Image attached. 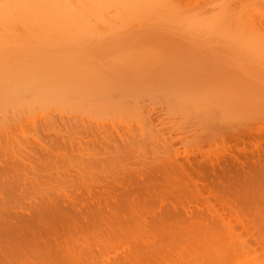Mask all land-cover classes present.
<instances>
[{
	"label": "bare ground",
	"instance_id": "1",
	"mask_svg": "<svg viewBox=\"0 0 264 264\" xmlns=\"http://www.w3.org/2000/svg\"><path fill=\"white\" fill-rule=\"evenodd\" d=\"M171 2L172 0H0V117H1L0 118V147L2 145L3 146L2 149H3L5 146L3 145L4 142H5L4 144H6L7 141L13 140V138L15 137L13 136L15 134L14 133L15 131L13 130V128L16 130H19L17 128L21 129L23 127L22 123H24V122L21 123L23 118L25 119L24 120L25 122L27 121L26 119H28V122L30 120H31L30 122L33 121L32 123L33 124L35 123L34 127H36L37 124H39V122L45 121L46 125L44 126L45 128L46 126H49L47 128L50 131L52 129L53 130L56 129V128H50V126L57 127V124H59L57 123L59 122L58 119L63 120L66 115L72 116L71 114L74 111L80 112V110L81 111L83 110L84 113H87L90 116V113H94V108H95L96 110L95 113H97V116L98 114L100 115L98 111L102 112L101 115L105 112L107 113V111H105V108H109L108 104H106L105 108L101 107V106H105L104 102L99 103L101 106H99V104L94 101H93L94 104L93 102H91L92 106L86 103V100L89 97V95L91 94L92 96L91 91H93L94 93L95 92L97 93L98 91H100L101 93H104L106 92V89L107 90L109 89L108 92H111L113 90L112 92L115 93L117 90L112 89L111 88L112 86H110V83H109V86H110L109 88L108 82L104 80L105 79L104 77L107 76V75L105 76V74H108V71H112L115 67V69L113 70V73L115 71V74L111 72L112 73L111 75H115V76L121 75L122 76L123 73L125 74L127 69L130 70V71L127 70L126 72L127 74L130 73V74L136 75L137 69L140 70L139 68L143 67L142 65L143 62L140 63L141 59L144 60L143 56L145 57L147 55L148 57V55H150L149 53L150 50L151 51L153 50L154 52V49H151L148 43L141 42L142 40L140 41L139 40L140 38H138L139 42L136 43L134 41L135 45L136 44L139 45V43L141 42L142 44V46L140 45L141 47L143 46L145 47L146 45L147 46L146 48L150 49L149 52L145 51L146 48L145 49L142 48L143 50L141 49L139 50L140 52L144 51V53L139 52L141 55L142 53L144 55L141 56V58L138 56H135L138 58V59L135 58V61L140 60L139 63L141 64V65L138 64L139 67L137 69L135 68L136 69L135 71L134 67H136V64L134 63L131 64V61L134 60L133 59L134 55L139 54L137 52V49H139L140 46L136 48L134 47V50L136 51V53H138L136 54L135 51L132 48H130L131 46L130 47L128 46V48H125L124 47L125 45L122 44L121 42V45H119L120 46L119 47L117 43L116 44L117 47L120 48L119 53H118V49L115 48V51L117 50V53L114 52L115 54L114 56L116 55L118 56L113 57L112 61H114L115 59L117 60V58H120V60H117V62L119 64L120 62H122V64H120L121 68L119 66H116L117 64V62L115 63L116 60L114 62L111 61L112 64L110 62L107 63L106 61L109 58L107 57V59L105 58L103 59V61L106 60L105 63H103V65L109 64L110 67L108 68L109 65L106 67V65L102 66L101 64H98L100 65L98 68L99 71L98 69L94 71L95 65L93 66L94 62L92 60L93 59L92 57V59H89L90 61L88 59L86 60V63L89 62L88 64L94 67V69L91 68L93 70L92 71L91 69H88V68L85 69L81 67V65H79L80 62L83 63L84 61V60L82 61L81 56L83 54L86 55L87 52L85 53V51L89 49L88 47L83 45L84 41L83 42H79V41H82L83 38L86 41L88 37L89 39L90 38L93 39L94 38L93 36H96L95 34L100 35L103 32L105 33L104 36H106L107 34L106 32H108L109 36L111 35V37H112V34L114 35L116 33L117 35L115 34L116 35L115 37H117L116 39L118 40L119 35H121V32L118 35L119 29L121 28L123 29V27L120 26V24L118 25V23L122 21V19L126 20L127 22L129 19H134V18L135 19L138 18L139 20V19L146 17L145 19H147V17L149 18L150 15H151L150 19L151 17L154 18L153 13L157 15L156 13L157 6H158V9L161 10L160 16H163V13H162L163 10L161 9V7H163V9L170 8L169 10L171 11L172 10L171 8L174 5ZM154 9L156 10L155 12L153 11ZM174 10L175 9H173V11ZM165 11L166 10H164V14H166L167 17L168 15L171 16L170 13H168L170 11H168L167 13H165ZM176 11L178 10H175V12L173 13L171 12V14H174L171 16L173 18L165 17L164 19V17H162L161 18L162 21L165 23L167 21L168 22L171 21V24L167 22L168 25L170 26L172 25V23L174 22L180 23V21L185 24L187 21V24H188V20L186 19L185 21V18L183 19L182 17H180L179 14L176 13ZM157 12H160V11H157ZM148 13H149V16L144 15V14L148 15ZM151 13L153 14V16ZM181 13L182 12H180V14ZM182 14H185V13L183 12ZM199 14L201 16H205V15H202V13H199ZM191 15H192V12H191ZM200 15H198L197 18H201L199 17ZM231 15L230 17L233 18L234 15L233 16ZM206 16H208V18L206 17L207 19H209L210 17L209 20H211V15L207 14ZM228 16L229 15H227V17ZM126 18H129V19L127 20ZM174 18L176 19V21H174L175 20ZM206 18H204V20ZM213 18H214V15H213ZM232 18H230L231 20H228L230 25L233 24L234 22L233 27L231 26L232 31L236 30L235 32L236 34H238V32L239 34H243L244 30L243 28L241 29V27H245V26H242L243 24H237L238 22L236 21L237 22L236 23L235 20L232 21ZM155 19L158 24L159 19L156 16H155ZM179 19L181 20L177 21ZM225 19L223 18V20ZM194 20L197 21L196 18ZM123 21L122 23L124 24L125 21L124 22ZM156 21L151 20V23L153 22L156 23ZM225 21L224 23L228 25L227 24L228 21L227 20ZM220 22H222V20ZM240 22L241 21H239V23ZM141 23L143 24L144 22H141ZM160 23L161 22H159V24ZM179 23L177 24L178 27H179ZM224 23H223V26H224ZM241 23L246 24L244 20ZM195 24L197 25V22H195ZM199 24L205 27L203 29H208L211 23L208 24V21H207V25H208L207 26L206 23H204L205 25H203V23L201 24V20H199L198 25ZM252 24L254 23H251V25ZM139 25L141 26L140 23ZM139 25L137 26L139 27ZM188 25L190 26V24ZM198 25L196 26V29ZM213 25H211L212 27H210L211 31L218 24H216L215 26ZM221 25L219 24L218 26H221ZM230 25H228L229 27L226 26L225 28L224 27L223 28L227 29V32L231 33V35L229 33L230 37L232 36L237 39L238 36L236 34L233 35L232 31H230L231 30ZM236 25L237 26L241 25L239 27L241 31L236 29L237 27ZM202 26L198 27L199 31H200L199 28ZM250 27L251 26H249V28H246L247 30H249V32L252 31ZM252 28H253V31L251 34L257 35L253 37H256V39H259V41L257 42H259L258 45L260 44V47H261L260 49H262V46H263L262 43H264V39L262 41V38H263L262 34H264L263 33L264 31L263 29L261 30L262 32L260 31V29L257 30L253 25H252ZM122 29L121 31H123ZM174 29L178 30V28H174ZM182 29H184V27ZM215 29L217 30V28H214L213 31H215ZM246 29L245 31H247ZM254 29H256V31H254ZM107 30H109L110 32ZM198 30H196V33ZM219 30L220 29H218V31H215L214 33L212 32V35L219 34ZM221 30H220V33L222 32ZM192 31L193 30L191 29V32L189 33V34L192 33L191 37L193 38V36H196L198 38L199 36L193 35L194 33ZM159 33L158 34L156 33V34L160 36L162 35L163 32L160 31ZM184 33H187V32H184ZM122 34H124V32H122ZM166 34L168 35V33H165V35ZM221 34L223 35V33ZM221 34L217 35V37L219 36V39L220 37L222 38L224 37L223 39H221V40H224L226 37L224 35L222 36ZM75 35L76 37H78V40L80 37V40L79 41L77 40V42L75 40H72V38ZM99 35H97L95 39L96 38L102 39L104 37V36L102 37ZM155 35L153 38H155L156 40L158 36L156 35L157 36L156 37ZM243 36L244 37L242 41H244V38H246V36H247L246 40H248L251 37L250 34L246 36L243 34ZM139 37L142 38V36H139ZM160 37H161L160 39H162L163 37V41L165 43L167 42V39L170 41L169 35L167 36L168 38H166L164 34L163 36H160ZM164 37L166 38V40L164 39ZM171 37H175V34L174 36H171ZM180 37L178 38L181 39ZM130 38L131 37H129L128 40H130ZM213 38L214 36L210 37L212 41L214 40ZM260 39H261V42H260ZM96 40H94L93 42H95ZM175 40L177 39L173 38L172 40L173 43ZM231 40H230V43L232 42L234 43V40H232V42ZM123 41L126 42V40H123ZM143 41H145V39ZM227 41L229 42V40ZM74 42H76V45ZM156 42L157 40L154 43ZM177 42L179 43L180 40L175 42L176 45L180 47L181 43L177 44ZM185 42L186 41H184L182 44L184 45ZM196 42L197 41H195V43ZM250 42H251V39H250ZM80 43L81 45L84 46V49L87 48V50L83 51L84 50L83 48L79 49V47H83L80 45ZM86 43L87 42H85V44ZM175 43L174 44L171 43L172 45L170 44L172 48L176 46ZM187 43L189 44V42ZM187 43L185 44L187 45ZM214 43L215 42H213V46H215ZM72 44H74V46H72ZM150 44L152 46L155 45L156 47H158L157 49H160V50H156V52H159V54L157 53L158 56L160 54L166 55V53L164 52L161 53L163 51V49L161 50L162 48L161 45L159 46L156 45L158 44V42L156 44H152L151 42ZM159 44H162V43L159 42ZM166 44L168 45L166 50L170 49L168 48L169 44L168 43ZM248 44L250 46V43ZM242 45L243 44H240L238 46H242ZM76 46L78 47V49ZM106 46L108 45L106 44ZM189 46L191 49V45ZM189 46H187V48H189ZM235 46H232V48L236 50ZM121 47L123 49H121ZM163 47H166V46H163ZM245 47L247 48V46ZM106 48L107 47H105V49ZM112 48L114 47L110 46V48L108 49L113 51ZM131 49L134 52H132ZM178 49H175V50L171 49V51L173 52H170V55L171 53L173 54L174 51ZM180 49L175 53L177 54L179 53V51L181 53L183 49L182 47H180ZM190 49H186V50H190ZM120 50L122 53H123L122 50H124V52L126 51V53H129L131 57H132L131 54L134 53L132 59L129 56V54H125V53L121 54ZM193 51L191 53H193ZM201 51L203 52V50ZM245 51L247 53V49ZM248 51H249V48H248ZM263 51L261 50L260 53L263 54L264 53ZM65 52L66 53L69 52V53L66 54ZM146 52L148 54H146ZM239 52H240V49H239ZM175 53L173 57H175L177 60L179 58V55H177L178 57L177 58ZM203 53H205V51ZM195 54L200 55V53H197V52L192 55H195ZM107 55H111V54H107ZM120 55L123 58L119 57ZM157 55L154 53V56L157 57ZM181 55L180 57L182 58ZM196 55L195 57L197 60V56L200 57L203 54H201L200 56L199 55L196 56ZM188 56H190V54H188ZM259 56L261 57V55ZM259 56H254V57H259ZM83 57L85 56L83 55ZM159 57L161 59L164 58V56H159ZM186 57H187V54H186ZM192 57L194 56H191V58ZM191 58L189 57V60H193V58L192 59ZM165 59L167 58L165 57ZM179 59L178 61H180ZM185 59L186 58L184 59L182 58V62H179L181 63L180 66H182L183 62H184L183 65L187 64L185 62L188 59L186 60ZM91 60L93 63L91 62ZM151 60H148V61H151ZM163 60H161V62H163ZM256 60L257 59H255V63L253 62V65L256 64L257 62ZM96 61L97 59L95 60V63ZM167 61H169V58L167 59ZM171 61L174 62L175 61L174 58ZM125 62L126 63L130 62L129 64L135 65L133 66V70H132V66L130 67V65L125 64ZM175 62L176 63L174 64L178 66L177 61ZM163 63L167 64L166 60ZM260 63L262 62H259V64ZM263 63H264V60H263ZM144 64H146L143 67L145 68V70L147 69L149 70L151 68V66L147 67V63H144ZM148 64H150V62ZM171 64H172V67H174L173 63ZM111 65H113V68ZM153 65L156 66V64H153ZM164 65H162L163 68H164ZM256 65H258V63ZM158 66H161V65L158 64ZM176 66L174 67V70L175 68L176 70H178ZM161 67L159 68L156 66L153 68L154 70H156L155 68L157 69L159 68V70L161 71L163 69ZM172 67H169V68L171 69ZM117 69L119 71L121 70V72H119L120 74L116 72L118 71ZM255 69H256V72L258 73L257 68ZM143 70H140V71H143ZM164 70H167V69H163L162 72H164ZM133 71H135L136 73H134ZM149 71H151V69ZM158 71L156 70V74L158 73ZM162 72H159L158 74H161ZM102 74H104V76ZM127 74H125L126 78L129 76L130 77L133 76V75L128 76ZM158 74L156 76H158ZM166 74H163V76L164 75L166 76ZM259 74H263V73H261L260 71ZM100 75L101 77L103 76L102 79L99 78ZM153 75L155 76V74H153L152 72L151 76ZM139 76L140 75L138 73L137 76H134V77L136 78ZM144 76L146 78V75ZM119 77H118V80L120 81V79L124 78L125 76L122 78H119ZM158 77H161V76L159 75ZM255 77H258V76L256 75ZM255 77L254 76L252 78L249 77V79L247 77V80H248L247 87L243 88L246 84L243 86L244 83H241L243 87L242 89H240L241 86L239 87L237 85L238 88L240 89L237 92H235L236 90L234 91L233 89H230V87H228V91L230 89L232 94L229 92V96H228V94H225L223 92V94L221 93L220 96L219 95L217 96V99L215 101L217 105L216 109L220 115L222 114L223 116L224 115L226 116L230 114V116H232L233 114H235L236 111L237 112L239 111L244 112V110L248 111V109H251L258 105L260 106L261 105L260 102L262 101L264 102V99L261 101L262 97L264 98V93H263V88H262L263 86L262 85L260 86V84L257 83L256 81L257 78L255 79ZM131 78L133 79V77ZM131 78L129 79V81L128 80L126 81H128V83H130L133 86L134 83L133 84L131 83ZM99 79L104 80L103 86H105L104 85V82H105V84L107 83V87L105 86L104 88L103 86H100V81H97ZM185 79L187 80V78H184V80ZM138 80L136 81L135 79L132 80L136 82V86H137ZM191 80L193 79H190L189 81L188 80L187 81L191 82ZM220 80L224 81L223 79H219V81ZM142 81H143V78H142ZM142 81L139 80L138 82H139V85L142 83L141 87L142 86L144 87L145 84L143 85L144 81L143 82ZM93 82H96V83H93ZM192 82H195V80ZM97 83L100 86V90H98V87L96 88L94 87V84H96L97 86ZM124 83H126L125 80H124ZM124 83L122 81V84L121 83L120 84L123 85ZM191 83H189V85ZM152 85L153 84H150V86L148 85L146 86H148V89H149V87L152 88ZM186 85L188 87L187 83ZM204 85L206 84L204 83L203 86ZM223 85H226V84H223ZM136 86L135 88L133 87L134 89L133 91H135L136 88H139ZM174 86L177 87V83ZM194 86L192 88L190 86L189 88H191L192 90L194 89ZM127 87L129 88V84ZM127 87L125 88L128 89ZM169 87L171 88V86ZM169 87L167 86L164 88L167 89ZM180 87H177L176 90L182 89V91H185V94H187V92H189L188 90H190L189 88L185 87V85L184 87L187 88L185 90H183V88H180ZM205 87L206 86H204V88ZM210 87L211 86L209 84V88ZM207 88L208 87H206V90ZM131 89L132 88L130 87L129 90ZM199 89L201 90V93H205V91H203L201 87ZM102 90H104V92H102ZM139 90L140 89H138V91ZM212 90L214 89L210 88V91L208 92H212ZM108 92L104 94L108 95L109 94ZM112 92H111V95H112ZM213 93H215V91ZM95 94H94V97H95ZM190 94L192 96L193 92L189 93L188 98H190ZM211 97H212L211 98L212 101L213 99L215 100V98H213L215 97V94ZM90 99H92V97H90ZM111 101L114 102L113 100ZM127 102L129 101L127 100ZM263 102L262 104H264ZM85 103L87 104L88 107L87 106L85 107L86 105ZM93 105L94 106L98 105V106L94 107ZM114 105H115V102H114ZM91 107H94V108H91ZM58 109H59V112H55ZM86 109L90 113L87 112ZM60 110L63 111L62 114L64 113V111L65 112L67 110L69 111H67L68 114L67 113L66 115L65 113L63 114L65 115L63 118H62V115L60 116L59 114H57L58 118L56 117L57 119H54L53 117L56 116V113L61 114ZM71 111L72 113L69 114V112ZM135 111L138 113L137 110ZM95 113H94V116H95ZM231 113L233 114L231 115ZM71 118L68 117L66 118L65 121L67 122V119H71ZM65 121L63 120L64 123ZM53 124H55V126ZM59 126L60 125H58V127ZM58 127L56 129L57 130L56 136L60 135V137H63V138H60V141L61 139H63L64 141L65 140L67 141L66 138L64 139L65 137L64 134L66 135L67 132L65 133L63 132V134L61 133V131H63L66 128H64L63 125L60 126L61 129H59L60 127L59 128ZM68 127H67V130H68ZM36 128H39V127H36ZM22 129L24 130L25 127H23ZM30 130H27V131H30ZM53 130H52V133H53ZM70 130H68V134L66 135V136H69V138L71 134L73 135V136L71 135V137H74V136L76 137V134H79L80 132L79 130V132L77 131L78 133L76 131L71 133L72 130L71 131ZM38 131L39 129L36 132L38 133ZM43 131L44 130H42V134L38 133L37 135V133H35L34 134L35 136L34 135L31 136L33 137V139L35 137L37 138V139L36 138L34 139L36 140L35 141L36 143H37V140L39 143L40 142L44 143L43 141L47 140L43 137L44 140L39 141L40 138L41 140L43 139L42 136H44L45 134L43 133ZM46 131L48 132V130ZM69 131L71 134L69 133ZM19 133H22V132H19ZM30 133L26 132V134H30ZM52 133L48 132L47 138ZM55 133L56 132H54V134ZM141 133L148 135L146 134L147 132L145 133L141 131ZM22 134H25V133H22ZM142 135L143 134H141V137H143ZM101 136H103V139H104V135H101ZM58 138L59 137H56V139ZM74 138H70V139L72 140ZM33 139L32 141H34ZM70 139L67 142H70L71 141ZM27 140H25V143H27L26 142ZM55 141L56 140H54V142ZM64 141H61L62 145L64 144L63 143ZM115 141L116 140H114V142ZM54 142L53 144H55V147L53 145L52 146L56 148V145L58 144H56L57 142L56 143ZM67 142L65 145L68 144ZM10 143L11 142H8L7 145L8 146L11 145L13 141L11 144ZM25 143H22V144H25ZM48 144L46 145L47 148L45 150H43L44 147L42 148L40 147L41 148L40 149L38 145L37 146L40 150L35 147H34L35 148L34 150L33 146L32 147L30 146L31 148H33L34 153H32V155L30 154L29 157H27L29 154L28 155L26 154L28 152H25L24 157H22L24 154L23 155L20 154L21 159L16 154L18 153V151L16 153L15 152L12 153V150H10V148L13 147L14 145L9 146V149H8V146H6L7 149L4 148L5 151L8 150V152L6 151V153L4 151V154L2 153L4 157H1V154H0V264H264V172H263L262 177L255 176V177L247 178L246 177L247 175H246L245 178H242V179L233 178L231 181L228 180V183L226 185V188L228 189L225 192H221V193L219 191L218 193H215V191H213V188L214 189L216 188V186L214 185V187L211 186L212 192L204 193L203 191H200L201 189L199 190V187H198L200 194H196L195 192L193 194V191L191 192L192 193L191 194V193L186 192L188 188L185 186L187 185L183 184V185L177 186V189L179 191L178 193H174V194L173 193L172 194L161 193L160 194L159 192L157 193L154 190V186H153L154 183L148 184L146 186L143 181L142 183L144 184L143 186L139 183V180L137 179L136 180H130V179L129 180L128 179L119 180L116 177L115 178L112 177L113 178L112 179L107 176H103V173H101L102 175H99L96 171L100 170V168L99 169L96 168L97 170L95 172L98 174L97 175L94 173V171L93 172L88 171L89 169L87 168V166H84V164L82 165L79 164L78 161H77L78 164L76 163V161H75L76 164H73L74 160H71L73 163L69 162L70 164L68 162H64L63 160L61 161L57 159H56L57 161L45 162L44 161L45 159L46 160L50 159L48 158L49 154L52 155V153H55L53 150L51 153L50 151L51 149L49 150L50 152L48 153L47 150L51 146V145L48 146ZM61 144L59 143L60 146L58 149L61 148L62 146ZM15 147L17 146H14V149ZM21 147L23 146L21 145ZM122 147L123 146H121V148ZM67 148H69V146ZM19 149H20L19 153H21L20 151L22 150H23L22 152L24 153L25 148L21 150L19 146ZM105 149L107 150V148ZM66 150L67 149H65V151ZM66 152L64 153L65 156L68 155V153L66 154ZM89 153L91 152L89 151ZM55 154L57 155V153ZM71 154H72V151H71ZM15 156H17L19 160ZM45 156H47L48 159L47 158L44 159L43 157ZM116 156L118 157L119 155L116 154ZM53 159L55 160L54 156H53ZM64 160L66 161V159ZM119 166L120 165H117V167ZM261 169L262 171H264L263 167ZM118 170L120 169L118 168ZM111 171L115 172L112 169ZM112 174L114 175V173ZM112 174H110L109 176H111ZM145 182H148V181L146 180ZM196 186L197 184L195 185V187Z\"/></svg>",
	"mask_w": 264,
	"mask_h": 264
},
{
	"label": "rangeland",
	"instance_id": "2",
	"mask_svg": "<svg viewBox=\"0 0 264 264\" xmlns=\"http://www.w3.org/2000/svg\"><path fill=\"white\" fill-rule=\"evenodd\" d=\"M171 3L174 4L173 5L174 8L171 5V7H172L171 11L169 10L170 8L169 9H166V8L163 9V7L160 6L161 9L163 10L162 11L163 16H160L161 10L158 9V6H157L156 7L157 11H160V12H157L154 9L153 11L154 12L156 11V13H157V15H155V13H153L154 18L151 17V19H150V16H151V15L149 16V13L151 12L150 11L148 13V15L144 14L145 16H149V18L147 17V19H145L146 17L142 18L141 16L140 17L143 20L142 19L138 20V18L137 19L126 18L127 20L129 19L126 22V20L122 19V21L123 20L125 21V22L123 21L124 24L122 23V21H120L118 23V25L120 24V26L123 27V29L121 28L123 31H121V29H119V33H118V35H119L121 32V35H119L118 38L121 39L122 41L119 39L118 40L116 39L117 38V37H115L117 35L116 33H115L116 35L112 34V37H111V35L109 36L108 32H106V31H105L107 33L106 36H104L105 33L103 32L100 35L95 34L96 36H93L94 38L91 36L93 39H91V38L89 39V37H88V39H86V41L84 38L82 41H79L80 37L78 40V37H76V35L72 38V40H75L76 42H77V40L79 42L84 41L83 42L84 44L83 43L82 44L89 48L88 49L89 51L87 50L86 47H85L86 49H84V46L81 45V43H80V45L83 47H79V49L83 48L84 49L83 51L87 50V51H85V53L86 52L87 53H86V55L83 54L85 57H83V55L81 56L82 61L83 60L84 61H83V63L80 62L79 65H81V67H83L85 69H87V68L88 69H91V68L94 69L93 66L95 65L94 71H96L99 68L100 65H98V64H101L102 66L106 65V64L103 65V63H105V61H106V60L103 61L104 58L107 59V57H109L106 62L107 63L110 62L111 64H112V62H114L116 60L114 58L115 60L113 59L114 61H112V58L118 56V55L114 56L115 55L114 52L117 53V50L115 51V48H116V49H118V53H119V49H120L119 45H121V42H122V44L125 45L124 46L125 48H128V46L129 47L131 46L130 48H132L133 50H134V47L136 48V47H139L140 45L142 46L141 42H146L150 45L149 46L147 44L149 47H151V49H154V52H153V50L151 51L149 48H146L147 46L145 44H143V45H145V47L140 46L141 48L139 47V49H137V52L139 53L140 49L143 50L142 48H144V49L146 48L147 50L145 49V51L149 52V50H150V52H149L150 55H148V57H147L146 54H148V53L146 52V54H145L146 56L144 57L143 56L144 51H141L143 53L141 55L140 54L141 52H140L139 53L140 56H139V54L136 53V51L134 50L135 53L138 55H134V58H133L134 62L130 60L131 64H133V63L136 64V67H134V69L135 68L137 69L139 67L138 64L143 62L142 65L144 67V65H146L144 63H147V67L151 66L150 69L153 72V74H155V76L159 72H162L163 69H167V70H164V72H162L161 74H158V76L160 75L161 77H158V76L155 77L154 75L151 76L152 72L149 71L150 69L148 70L146 67V69L148 70L147 71V70H145V68L142 67L144 70L142 68H139V69L143 70V71H140L137 69V74L139 73L140 76L135 78L134 76H137V74L136 75H133L130 73L127 74L126 73L128 70L127 69L125 74H127L128 76L133 75V76H131V77H133V79L129 76L131 78V83L132 84L134 83V85L132 86L130 83H128L130 78L127 77L128 78L127 79L126 75L124 73L122 74V76L116 75L117 77L115 75H111L113 73V70L115 69V67H114V69L112 71H108V74L104 73L105 76L107 75L106 77H104L105 78L104 80H106L108 82L109 88H110V86H112L111 88L114 90L116 89L117 91L114 93V92H112L113 91L112 90L111 91L112 95H111V92H108L109 89L108 90L106 89V92H104V90H102V92H104V93L108 92L109 93L108 95L101 93L100 91H98L97 93L95 92L96 94L93 91H91L92 96L90 94L86 100V103L90 106H92L91 102H93V101L97 102L98 104L100 102L101 103L104 102L105 106H101L99 104V106L104 107V108L106 107V104H108L109 108H105V111H107L108 114L105 112L101 115L102 112L98 111V113H100V115L98 114V116H97V113H95L96 110L94 107H97L98 105L97 106L93 105L94 107H91V108H94L95 116H94V113H90L86 109L87 112L90 113V116H89V114L84 113L83 110H82L83 113L81 110H80V112L74 111L73 112L74 114L72 113V111L69 112V114L72 113L71 114L72 116L66 115L67 111H69V110H67L66 112L64 111V113L66 115L65 116V115H63L64 113L62 114L63 111L60 110L61 114L56 113V116L53 117L54 119H57L58 118L57 114H59L60 116L62 115V118L65 116L63 119L64 121L66 120V118L72 117L71 118L72 120L67 119V122L65 121V123L63 122L62 119H58L59 122H57V123H59V124L56 123L57 127H58V125H60V126L63 125L64 128H66L63 131L60 130L62 134H63V132L64 133L67 132V134H68V130H70V129L72 130V131L70 130L71 133L74 131L79 132V130H80L79 134H76V137L74 136L75 138L71 137L72 134L69 131V133L71 134V135L69 134L70 138H74L72 140L69 138V136H66L67 134L66 135L64 134V136H65L64 139L66 138L67 141H69V139L71 140L70 142H67L66 140L65 141L68 144H70L72 142L70 145L67 144L69 146V148H67L68 146L65 145L66 142L63 139H61V141H64L63 142L64 144L63 145L61 144L62 142L60 141V138H63V137H60V135L56 136L57 127H51L50 126V128H56L55 129L56 131L52 129L53 130V133H52V130L49 131V129L47 128L49 126H46V128H45V126H44V125H46L45 121H41V122H39V124H37L38 123L37 122L36 127H39V128H36V127H34L35 123L34 124L32 123L33 121L30 122L31 121L30 120L28 122V119H26L27 121L25 122L24 118L21 121V123L24 122L26 124L25 125L24 123H22L23 127H25V129H24L25 131L22 129L23 127L20 129V128H17L15 126L17 129H19V130H16L13 128V130L15 131L14 132L15 134L13 133L14 135L13 134L12 135L15 136L14 138L16 140L14 138L12 140V138H11L13 143H12V141H7V143L4 144L5 143L4 142L3 143V145H5L4 148L7 149L6 146H8L7 145L8 142H11L12 144L10 143L11 145H9V146H13V145L17 146V147H15V149H14V146L11 147L12 149L10 148V150H12V153L13 152L16 153L17 151L19 153V150H20L19 146H20L21 150L23 148H25V149H24V153L22 152L23 150L20 151L21 153H19V154L16 153L18 155V157L20 158V156L23 154L24 155L22 157H24L25 152H28L26 154L27 155L29 154L27 156V157H29L30 154L32 155V153H34L35 148L39 149L40 147L41 148L44 147L43 150H45L47 148L46 145L50 142L51 143L48 144V146L53 145L55 147V144H53V142H54V140H56L54 142V143L57 142L56 144H58V145H56V148H54L53 146H52L53 147L52 148L50 146V148H48V150H47L48 153L50 151L52 153V150L55 153H57V155L55 153H52V155L55 157V160L53 159V156L51 154H49L48 158H50V159L52 158V159L46 160L45 158H47V156H45V157H43L45 159V160L43 159L45 162L57 161V160L62 161L63 160L64 162L69 163V162H72L71 160H74L73 161L74 163L73 162L72 163L76 164L78 161L79 164H81V165L84 164V166H87V168L89 169L88 171H91V172L94 171L95 174L98 173L99 175H102L101 173H103V176H107L109 178H112V177L115 178L116 177L119 180H121V179L122 180L123 179L136 180L137 179V180H139V183L143 186H144V184H142L143 181H144L146 186L148 184L154 183L153 184L154 190L157 193L159 192L160 194L161 193H164V194L165 193L166 194L178 193L179 191L177 189V186L183 185V184L187 185V186H185L188 188V190L186 189L187 191L185 190L187 193H191L193 191V194H194V192L196 194H200V192H199L200 189H201L200 191H203L204 193H209V192H212V187H214V185L216 186V188L215 189L213 188V191H215V193H218V191L221 193V192H225L228 189V188H226L228 180L231 181L233 178L234 179H242V178H245L246 175H247L246 176L247 178L255 177V176H259V177L261 176L262 177L263 172H264L261 169L262 167L264 169V104H262V102H263L262 100L264 98L262 97V99H261L262 102H260L261 105L260 106L258 105L259 107L256 106V107H253L251 109H248V111L244 110V112L243 111H241V112L236 111L235 114L231 113V115L233 114L232 116H230V114L226 115V116L225 115L223 116L222 114L220 115L216 109L217 105H216L215 101L217 99V96L218 95L220 96V94L221 93L223 94V92L225 94H228V96H229V92L231 93L230 89H233L234 91L236 90L235 92H237L238 90L242 89V87L245 84L246 85L243 88L247 87V85H248L247 77L249 79V77L252 78L253 76L255 77L256 75L258 77H255V79L257 78V80H256L257 83H259L260 86L261 85L263 86L262 88H263V93H264V63H263V60H264V57H263L264 56V53H263L264 52L263 51L264 43H262L263 46H262V49H260L261 48L260 44L258 45L259 42H257V41H259V39H256V37H253V36H257V35L251 34L253 31L252 25L257 30L260 29V31H261L263 29V31H264V0H176V2H175V0H172ZM173 9L178 10L179 12L176 11V13L179 14V16L182 17L183 19L185 18V21L187 19L188 24H190V26L187 24V21H186V24L182 23L180 21L181 19L177 20V21H180V23L179 22L172 23V25H171L172 27L170 25H168V23L171 24V21H169V22L167 21L168 19L166 20L168 22V23L166 22L167 24L165 22H163L161 18L164 17V19H165V17H167V15L164 14V10H166L165 13L170 11L168 13H170V15L172 16V15H174V14H171ZM175 10L173 12H175ZM180 12H182V13L184 12L185 14H182V13L180 14ZM191 12H192V15L194 14L193 16L191 15ZM199 13H202V15H205V16H201ZM153 14H152V16H153ZM207 14L211 15V20H209L210 17H209V19H207L208 18V16H206ZM231 14H233L234 16ZM198 15H200L199 17H201V18H197ZM213 15H214V18H213ZM227 15H229L228 17H230V15L233 16L234 19L232 17H230V18H232V21L235 20V22L236 21L238 22V23L236 22L237 24H243L242 26H245V27H241V29L243 28V30H244L243 34L245 36L250 34L251 37L248 39L249 42H248V40H246L247 36H246V38H244V41H246V42H244V41H242L243 37H244L243 34H239V32L237 31L239 34L238 35L235 33L236 30H233L234 32L232 31L231 26L233 27L234 22H233V24L230 25L228 20H231V19L228 18ZM155 16L159 19V22H161L160 24H159V22L157 24ZM171 16L168 15L167 18H169ZM222 16L224 19L226 18L225 20L228 21L227 24L230 25L231 30L229 28L228 29L230 31H232L233 35L236 34L238 37L241 36L239 38L237 37V39H239L240 42L236 38H234L232 36L230 37L231 33L227 32V29H224L226 26L227 27H229V26L226 25V23H224L225 20H223ZM180 17H178V18H180ZM171 18H173V17H171ZM193 18L194 19L196 18L197 21H195ZM204 18H206L207 20L205 19L206 20L205 21ZM215 18H217V19H215ZM220 18H221L222 22H220L221 21ZM133 20H134V22H133ZM151 20H155L156 23H154V22L151 23ZM199 20H201V24L203 23V25H205L204 23H206V25H207V21H208V24L211 23L210 26L208 27V29H203L205 27H203L200 24L198 25ZM243 20L245 21L246 24L241 23V22H243ZM174 21H176V19ZM185 21H183V22H185ZM218 21H219V23H218ZM239 21H241V22L239 23ZM141 22H144L145 24L144 23L142 24ZM195 22H197L198 27L202 26L199 28L200 31L198 30V27L196 29L197 25L195 24ZM215 22H217V23H215ZM125 23H127V24H125ZM139 23L141 24V26L139 25ZM178 23H179V27L177 26ZM223 23H224V26H223ZM251 23H254L255 25L254 24L251 25ZM131 24H132V26H131ZM180 24L182 27L180 26ZM216 24H218V25L222 24L221 25L222 27L218 26ZM103 25H102V27H103ZM137 25H139V27ZM145 25H147V26H145ZM211 25H213V26L216 25V27H214V28H217V30L215 29V31H218V29H220V30L223 29L224 31L221 30L222 31L221 33H223V35L226 38L224 40H221L224 37L223 38L220 37V39H219V36L217 37V35L221 34L220 30H219V34H217V35L213 34L212 35V32L214 33L215 31H213L214 28L212 29V31L210 30L211 29L210 27H212ZM240 26L238 25L236 27V29L239 31H241V29H239ZM249 26H251L250 29L252 30L250 32H249V30L246 29V28H249ZM132 27H134V28H132ZM183 27H184V29H182ZM174 28H178V30L174 29ZM244 28L247 31H245ZM191 29L193 30L192 31L194 33L193 35H198L199 36L198 38L196 36H193V38L191 37L192 33L189 34L191 32ZM256 29H254V31H256ZM196 30H198L199 33H198V31L196 33ZM107 31H109V30H107ZM158 31L163 32L162 35H160V36H163V34H164V36L166 38H168L167 36L169 35V39L171 42L167 39L166 43L169 44L168 48H170V49L166 50L168 45L163 41V37H162V39H160L161 37L159 35H157L159 33ZM260 31H259V33H260ZM122 32H124V34H122ZM152 32H154V33H152ZM164 32L168 33V35L166 34L167 35L166 36ZM184 32H187V33H184ZM151 33L154 35L157 33L156 35L158 37L156 35L155 36L160 39V41H159V39L156 38L158 44H156L157 42L154 43L156 40H155V38H153L154 35H152ZM173 33L175 34V37L181 36L180 38L182 40L179 39L178 37L177 38L171 37V36H174ZM209 33H211V34H209ZM216 33H218V32H216ZM229 33H230V35H229ZM253 33H255V32H253ZM149 34H151V35H149ZM183 34H185V35H183ZM97 35L102 36V37L104 36V37L102 39L96 38L97 39L96 40L95 37H97ZM210 35L214 36L213 41L210 39V37H212ZM262 35H263V38L262 37L261 38L263 41L264 34H262ZM139 36H142V38ZM129 37H131L130 40H128ZM165 37H164V39L166 40ZM138 38H140L139 40L140 41L142 40V41L139 43V45L136 44V45H138V46H136L134 44V41L136 43L139 42ZM143 38L145 39V41H143L144 40ZM173 38L177 39L174 41V43L176 41L180 40L179 43H181L180 44L181 46L180 45L179 46L182 47V49L184 47L186 49H190L189 45H191V49H190L191 51L186 50L184 48L183 49L184 52L182 50L181 53L179 51V53L176 54L175 52H177L180 49V47H178L175 43L176 46L173 45L174 47L172 48L171 45L174 44L172 41ZM152 39H154V40H152ZM203 39L206 41H204ZM231 39L234 40L235 44L232 42ZM250 39H251V42H250ZM94 40H96V41L93 42ZM112 40H113V42H112ZM123 40H126V42ZM161 40H162V42H161ZM183 40L186 41L185 43L189 42V44L187 43V45H186L184 43V45H183L182 44L184 42ZM227 40H229V42ZM230 40L232 43H230ZM88 41H90V42H88ZM108 41H110V42H108ZM195 41H197V42L195 43ZM76 42H74L75 45H76ZM85 42H87L86 43L87 45L85 44ZM151 42H152V44H156L158 46L161 45L162 48L161 47H159V48H161V50L163 49V51L162 52L160 51V52L161 53L164 52V53H166V55L160 54L159 56H164L163 59H165V57L167 59L169 58V61H167V59H165L168 65L166 63H163V62H165V60L161 59L157 55V53L159 54V52H156V50H160V49H157L158 47H156L155 45L152 46L150 44ZM159 42L162 44L164 43L163 46H166V47H163L162 44H159ZM213 42H215L214 43L215 46H213ZM247 42L250 43V46H252L253 48L250 47ZM260 42H261V39H260ZM179 43L177 42V44H179ZM106 44L109 47L106 46ZM116 44L119 47H117ZM131 44H133V45H131ZM240 44H243V45L245 44L244 47L247 46V48L246 47L244 48L243 45L238 46ZM72 46H74V44H72ZM110 46L114 47V48H112L113 51L108 49V48H110ZM187 46H189V48H187ZM232 46H235L236 50L233 49ZM105 47H107V48L105 49ZM193 48L196 50H194ZM248 48H249V51H248ZM77 49H78V47H77ZM121 49H123V48L121 47ZM132 49H131V51L134 52ZM171 49H173V50L178 49V50L174 51L176 57H177V55H179V58H181L180 55L183 54V55H181L182 58L188 59L185 62V63H187L186 65H188V66H186L185 64H184L185 65L184 66L183 65L184 62L182 63V66H180L181 63H179V62H182V58L179 59L177 57L180 60V61H178V59L176 60V58L173 57L174 53L173 54L171 53V55H172L171 56L170 52H173V51H171ZM199 49L203 50V52L205 51V53H203ZM239 49H240V52H239ZM246 49H247V53L249 52L248 53L249 55L246 53V51H245ZM257 49H259V50H257ZM125 50H127V49H125ZM261 50L263 51L262 52L263 54L260 53ZM74 51H75V49H74ZM122 51L125 54H129V53H126V51L124 52V50H122ZM192 51H193V53H191ZM252 51H253V53H252ZM72 52H73V50H72ZM88 52H90V53H88ZM196 52L200 53V55L203 54L201 56L199 54H197L200 57H198L195 54L197 56V60H196L195 55H192ZM68 53H66V54H68ZM120 53L123 54L121 52V50H120ZM154 53L157 55L158 58L163 60V62H161L160 59H158L156 56H154ZM184 53H185V55H184ZM93 54H95V55H93ZM104 54H105V56H104ZM107 54H111V55H107ZM133 54H131L132 57H133ZM152 54H153V56H152ZM186 54H187V57H186ZM188 54H190V56H188ZM258 54L261 55V57ZM129 56H130V54H129ZM135 56H138L140 58H141V56H143L144 60H142V59H141V61L139 60L140 61V63H139L138 60L135 61V58H137ZM191 56H194L195 58L192 57L193 60H189V57L191 58ZM254 56H259V57H254ZM92 57H93V59H92ZM119 57H122V56L120 55ZM132 57H131V59H132ZM171 57H173L174 60L177 61L178 66H176L174 64V63H176L175 61L174 62L171 61L173 59ZM145 58L147 59V61ZM87 59L93 60L94 63L91 60V62L93 63V66L89 65L88 64L89 62L86 63ZM96 59H97V61L95 63ZM124 59H126V58H124ZM155 59H156V61H155ZM255 59H257L256 64L258 63V65H260V66H258L256 64L253 65V62L255 63ZM260 59H261V61H260ZM117 60H120V58H117ZM117 60L115 61V63L117 62ZM148 60H151V61H148ZM194 61H196V62H194ZM149 62H150V64H148ZM157 62H159V63H157ZM259 62H262L263 64L262 63L259 64ZM129 63L125 62V64H129ZM171 63H173L174 67L176 66L178 68V70H176V68L174 70V67H172ZM190 63H192V64H190ZM87 64L89 65V67ZM120 64H122V62H120ZM120 64L117 62L116 66L120 67L121 66ZM131 64H129V65H130V67L132 66V70H133V66H135V65H131ZM153 64H156V66L159 68L164 64H166L168 67L166 65H164V68H163V66H162L161 68H163V69L161 71L159 70V68L158 69L155 68L157 71L159 70L158 73L156 74V70H154V68H153L156 66ZM158 64H160L161 66H158ZM108 65H106V67ZM152 65H153V67H152ZM111 66L113 68V65H111ZM256 66H258L259 68ZM109 67H110V65L108 66V68ZM122 67H124V66H122ZM126 67H127V65H126ZM169 67H172V68L170 69ZM103 68H105V67H103ZM168 68L170 69V71ZM255 68H257L258 73L256 72ZM136 69H135V71H136ZM252 70H254L255 72ZM98 71H99V69H98ZM104 71H106V70H104ZM128 71H130V70H128ZM135 71H133V72L136 73ZM260 71L263 74H259ZM116 72L119 73V72H121V70L120 71L118 70ZM104 74H102V75L104 76ZM113 74H115V71ZM163 74H166V76L165 75L163 76ZM144 75H146V78ZM119 76H121V77H119ZM259 76H261V77H259ZM102 77L100 75L99 78L102 79ZM118 77L119 78H122V77L126 78V79L122 78L125 80L126 83H124V80H122V79H120V81H119ZM142 78H143L144 82L142 81ZM184 78H187L188 81L190 79H193V80H191V82L194 80H195V82L191 83V82H188L186 79H185L186 80L185 81ZM134 79H135V81L138 79L141 80L143 82V85L145 84L144 87L143 86L141 87V85H142L141 82H140L141 84L139 85V82H138L139 80L137 81V86H136V82L132 81ZM219 79H223L224 81L220 80L221 81L220 82ZM104 80H100V79L97 80V81H100V86H103ZM121 80L124 83L123 85H121L122 84ZM126 80H128V81H126ZM258 80H259V82H258ZM179 81L181 84L179 83ZM222 82H224V83H222ZM235 82H237V83H235ZM93 83H96V82H93ZM109 83H110V86H109ZM127 83L129 84V88L130 87L132 88L131 90H129V88L127 87L128 86ZM176 83H177V87H180V85H181L180 88H183V90L189 88L190 86L192 88L195 85L194 86L195 90L194 89L191 90V88H189L190 89V90H188L189 92L186 91L187 94H185V91H182V89L176 90L177 87L174 86V85H176ZM178 83H179V85H178ZM186 83L188 84V87H187ZM189 83H191V84L189 85ZM204 83L206 84L204 86L208 87L207 90H206V87L204 88V86H203ZM241 83H244L243 86L241 85ZM150 84H153L152 88L149 87V89H148V86H150ZM183 84L187 88H185ZM192 84H193V86H192ZM209 84L211 86L210 88L214 89V90H212V92H208V91H210ZM223 84H226V85H223ZM234 84H236V85H234ZM104 85L107 87V83L105 84V82H104ZM146 85H148V86H146ZM237 85L239 87L241 86V88L239 89ZM100 86L98 83H97V86H96V84H94V87L95 88L98 87V90H100ZM105 86H103V87L105 88ZM124 86L127 87L128 89H126ZM135 86L139 87V88H136L137 90L135 89V91H133L134 90L133 87L135 88ZM167 86L168 87L171 86V88L169 87L170 90H169V88H167V89L164 88ZM174 87H176V88H174ZM200 87L203 91H205V93H201V90L199 89ZM228 87H230L229 91H228ZM123 88H125L127 91ZM138 89H140L141 91L140 90L138 91ZM214 91H215V93H213ZM117 92H118V94H117ZM191 92H193L194 95L192 94V96H191V94H190V98H191L190 99V98H188L189 97L188 95ZM93 93L95 94V97H94ZM214 94H215V97H213V98H215V100L213 99V101H212L211 96H213ZM111 96H113V97H111ZM90 97H92V99H90ZM111 100H113L115 102V105H114V102H112ZM127 100L129 102H127ZM94 102H93V104H94ZM122 102H123V104H122ZM217 102H218V100H217ZM87 104L85 105V107L87 106ZM109 104H111L112 107ZM127 104H128V106H127ZM101 107H99V108H101ZM83 109H84V107H83ZM122 110H124V111H122ZM135 110H137L138 113ZM245 111H246V113H245ZM55 112H59V109L56 110ZM206 112H208V113H206ZM116 113H118V114H116ZM134 113L137 115H135ZM132 116H134V117H132ZM59 118H61V117H59ZM128 121H130V122H128ZM147 122H148V124H147ZM9 123H10V121H9ZM27 123L28 124L30 123L31 125L29 124L30 125L29 126ZM32 124H33V126H32ZM53 125L55 126V124H53ZM41 126L44 129H42ZM68 126H70V127H68ZM67 127H68V130H67ZM34 129L35 130L39 129V131H41V132L38 131V133H40V134H42V130L45 131V132L43 131V133H45V134H44V136H42V138L44 137L47 140L43 141L44 138L42 140L40 138V140H39V141H43L44 143H41V142L39 143L38 140L36 143L35 142L36 140H34L36 137L34 139H33V137H31L32 135L37 133L36 132L37 130L35 131ZM45 129L48 130V132H51L53 135L51 134L52 136L50 135L47 138L48 132ZM59 129H61V127ZM27 130H30V131H27ZM141 131L145 132V133L147 132L146 134H148L149 136L145 135L144 133H141ZM19 132H22L25 134H22ZM26 132L27 133L31 132V133L26 134ZM54 132H56V133L54 134ZM102 132L103 133L105 132V133L103 134ZM123 132H124V134H123ZM38 133H37V135H38ZM141 134H143L142 135L143 137H141ZM28 135H30V136H28ZM101 135H104V139H103V136H101ZM16 136H17V138H16ZM144 136H146L147 138ZM21 137H23V138H21ZM52 137H54V138H52ZM56 137H59V138L56 139ZM30 139H31V141H30ZM32 139L34 141H32ZM97 139L101 142H99ZM25 140H27L26 141L27 143H25ZM52 140H53V142H52ZM114 140H116V141L114 142ZM15 141H16L17 145H16ZM17 141H19L20 143ZM29 142H31V143H29ZM102 142H103V144H102ZM22 143H25V144H22ZM59 143L62 145L60 149H58L60 146ZM39 144H41V145H39ZM42 144H43V146H42ZM21 145L23 147H21ZM37 145L39 146V148ZM73 145H75V146H73ZM81 145H82V147H81ZM9 146H8V149H9ZM30 146L31 147L33 146V148L35 147L34 150ZM121 146H123V147L121 148ZM2 147L3 146L1 145V147H0L1 153L0 154H1V157H4L3 154H4L5 149L3 148L4 149L3 150ZM71 148H72V150H71ZM105 148H107V150ZM28 149H29V151H28ZM65 149H67L66 150L67 152L65 151ZM69 149H70V151H69ZM2 150H3V152H2ZM10 150H9V152H10ZM14 150H16V151H14ZM6 151L8 152V150H6ZM6 151H5V153H6ZM30 151H31V153H30ZM64 151L66 152V154L68 153V155L65 156ZM71 151H72V154H71ZM89 151L91 153H89ZM110 151H111V153H110ZM120 151H122V152H120ZM69 153H70V155H69ZM115 153L119 156L117 157ZM80 155H82V156H80ZM73 156L75 157V159ZM15 157H17V156H15ZM19 158H18V160H19ZM86 158H87V160H86ZM105 158H106V160H105ZM22 159H24V158H22ZM64 159H66V161ZM98 159L100 162L98 161ZM101 159H103L104 161ZM75 161H76V163H75ZM101 161H103V162H101ZM106 161H108V162H106ZM96 162H98V163H96ZM109 162H110V164H109ZM93 163L95 164V166ZM101 163H103V164H101ZM104 164H105V166H104ZM92 165L94 166L95 170H94ZM117 165H120V166L117 167ZM128 165H130V166H128ZM114 166H115V168H114ZM90 168H91V170H90ZM96 168L97 169L100 168V170L96 171L97 170ZM118 168L120 170H118ZM108 169L111 173L108 171ZM111 169L115 172H112ZM252 170H253V172H252ZM256 170H257V172H256ZM119 171H121V172H119ZM260 172H262V173H260ZM108 173H110V174L114 173V175L112 174L111 176H109L110 174H108ZM127 175L129 178L127 177ZM146 180L148 182H145ZM196 184H197V186L195 187ZM137 185H138V183H137ZM175 185H176V187H175ZM198 187H199V190H198ZM223 187H224V189H223ZM189 189H191V190H189Z\"/></svg>",
	"mask_w": 264,
	"mask_h": 264
}]
</instances>
